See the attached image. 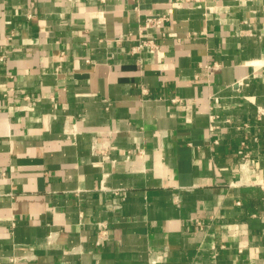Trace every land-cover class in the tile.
<instances>
[{
  "label": "crops",
  "instance_id": "1",
  "mask_svg": "<svg viewBox=\"0 0 264 264\" xmlns=\"http://www.w3.org/2000/svg\"><path fill=\"white\" fill-rule=\"evenodd\" d=\"M259 179L264 0H0V264H264Z\"/></svg>",
  "mask_w": 264,
  "mask_h": 264
},
{
  "label": "built area",
  "instance_id": "2",
  "mask_svg": "<svg viewBox=\"0 0 264 264\" xmlns=\"http://www.w3.org/2000/svg\"><path fill=\"white\" fill-rule=\"evenodd\" d=\"M167 20L166 16H148L145 20V24L144 27L148 28V27H153V26H159L161 25L164 21ZM149 45L151 47L155 46V42L152 39H145L142 40L140 46H138L137 48H141L142 46H146ZM213 127V126H212ZM240 153L243 155V164L242 165H246L248 162V154H243V151L240 150ZM255 184L260 188L261 190V195H262V204H263V217H264V179H259L255 182ZM200 223V222H199ZM103 233H107L105 228L102 230Z\"/></svg>",
  "mask_w": 264,
  "mask_h": 264
}]
</instances>
